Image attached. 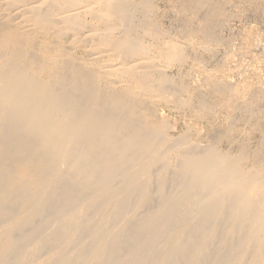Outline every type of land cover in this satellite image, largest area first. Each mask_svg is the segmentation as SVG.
Returning a JSON list of instances; mask_svg holds the SVG:
<instances>
[{
    "label": "bare ground",
    "instance_id": "bare-ground-1",
    "mask_svg": "<svg viewBox=\"0 0 264 264\" xmlns=\"http://www.w3.org/2000/svg\"><path fill=\"white\" fill-rule=\"evenodd\" d=\"M246 14L0 0V264H264V89L197 53Z\"/></svg>",
    "mask_w": 264,
    "mask_h": 264
},
{
    "label": "rangeland",
    "instance_id": "rangeland-1",
    "mask_svg": "<svg viewBox=\"0 0 264 264\" xmlns=\"http://www.w3.org/2000/svg\"><path fill=\"white\" fill-rule=\"evenodd\" d=\"M246 15H248V14H246ZM245 15V17L247 18V16ZM244 17V18H245ZM244 18L242 19V20H239V19H237V20H235L234 22H236V23H234V22H232V24H231V28H233L234 30H232V34H229V33H225V36L226 37H231V39H232V43H234V44H231L230 46H222L219 50H220V52H219V50L217 51L218 53H214V54H210V53H208L207 51H204V50H199L197 53L199 54V53H201V54H199V60H200V58H201V56L202 55H204V56H202V58H203V60H200V62L205 66V64H206V68L208 69V70H215L216 68L218 69L221 65H223V63L224 62H226V58H227V56L228 55H230L231 53H233V54H231L233 57H229L230 59H229V61H230V63L229 62H227V65H228V67H229V74L230 75H226L227 77L226 78H228L227 80H231L230 82H232L233 84H237V82L239 83V81L244 77L243 76V74L245 75V76H248V81H250L251 80V82H250V84L252 83V85L254 86V84H255V86L254 87H256V86H258V88H261V89H264V18H255V16H252V14H249L248 15V19L247 20H245V21H243L244 20ZM245 18V19H246ZM251 18V19H250ZM251 20V21H250ZM260 20H262V21H260ZM168 21V20H167ZM256 21V22H255ZM169 23V22H168ZM242 23V24H241ZM250 23H252V24H250ZM244 24V25H243ZM248 24V25H247ZM249 24H250V27H248L249 26ZM255 24V25H254ZM241 25V26H240ZM245 26V27H244ZM254 28H253V27ZM237 29H236V28ZM244 27V28H243ZM246 27H248L247 29H249L250 31H251V36H250V38H251V41L253 42V46H252V48H250V49H245V48H242V47H244V41H245V39L247 38V35L241 30V29H245ZM252 29V30H251ZM237 33H236V32ZM241 31V32H240ZM254 31V32H253ZM240 32V33H239ZM243 32V33H242ZM253 32V33H252ZM227 34H229L228 36H227ZM239 34V35H238ZM243 34V35H242ZM237 35V36H236ZM239 36V37H238ZM241 36V37H240ZM246 36V37H245ZM254 36V37H253ZM233 37V38H232ZM236 39V40H235ZM233 41H235V42H233ZM237 41V42H236ZM258 42V43H257ZM257 44L259 45V46H257ZM234 45V46H233ZM240 46V48H238ZM167 48H168V45L166 46ZM234 47V48H233ZM228 48V49H227ZM226 49V50H225ZM236 49V50H235ZM240 49V50H239ZM242 49V50H241ZM245 49V50H244ZM168 50V49H167ZM232 50V51H231ZM248 50V51H247ZM252 50V51H251ZM227 52V53H226ZM228 52H229V54H228ZM244 53V55L246 56H242V54L241 53ZM246 52V53H245ZM250 52V53H249ZM252 52H254V53H252ZM240 53V54H239ZM248 53V54H247ZM247 54V55H246ZM225 55V56H224ZM230 55V56H231ZM208 56H209V58H208ZM211 56V57H210ZM220 56V57H219ZM239 56V57H238ZM242 56V57H241ZM255 56V57H254ZM213 57V58H212ZM217 57V58H216ZM205 58V59H204ZM208 58V59H207ZM211 58V59H210ZM221 58H222V61H221ZM249 58V59H248ZM254 58V59H253ZM236 59V60H235ZM242 59V60H241ZM206 61V63L205 62H203V61ZM216 60V61H215ZM239 60V61H238ZM251 61V62H250ZM254 61V62H253ZM209 62V63H208ZM215 62H216V64H215ZM217 62H218V65H217ZM207 63H208V65H207ZM250 63V64H249ZM209 64H210V66H209ZM236 64V65H235ZM239 64V65H238ZM247 64V65H246ZM233 65V66H232ZM212 67V68H209V67ZM214 66V67H213ZM248 66H251V67H248ZM231 67V68H230ZM213 68H215V69H213ZM240 68H241V70H240ZM242 68H244V70L242 69ZM239 69V70H238ZM243 70V71H242ZM198 71V72H197ZM242 71V72H241ZM237 72V73H236ZM240 74H239V73ZM251 72H253L250 76H249V74L251 73ZM254 72L256 73V75L254 74ZM197 73V74H196ZM249 73V74H248ZM191 74H192V76H194V78L195 79H197V77H201V72H200V70H198V69H195V70H192L191 71ZM233 74V75H232ZM253 74L255 75V76H253ZM235 75V76H234ZM238 75H239V77H238ZM253 76V77H252ZM249 77H250V79H249ZM255 77V78H254ZM240 80H239V79ZM237 80V81H236ZM254 80H257V81H254ZM253 81V82H252ZM164 112H168V111H164ZM166 113H164V115L166 114ZM169 115V116H168ZM166 117H168L169 119L168 120H170V122H171V124H173L172 126H175L176 128H175V130H177V128H178V130H177V135H176V131H173V133L175 134V136H178L180 133L179 132H184L185 131V129H186V127H187V123L185 124L184 122H185V120H183V122H182V119H179L178 117V119L176 118V119H174L175 117V115L173 116V114L172 113H167L166 115H165ZM173 121V122H172ZM175 121H176V123H175ZM179 121V122H178ZM183 123H184V125H183ZM176 124V125H175ZM179 124V125H178ZM181 124V125H180ZM178 126V127H177ZM181 127V128H180ZM182 128H184V130L182 129Z\"/></svg>",
    "mask_w": 264,
    "mask_h": 264
}]
</instances>
